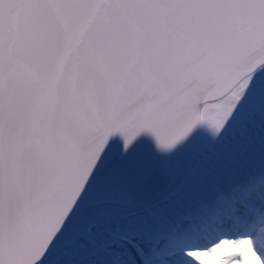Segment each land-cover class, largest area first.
I'll return each mask as SVG.
<instances>
[{
    "label": "snow or ice",
    "instance_id": "snow-or-ice-1",
    "mask_svg": "<svg viewBox=\"0 0 264 264\" xmlns=\"http://www.w3.org/2000/svg\"><path fill=\"white\" fill-rule=\"evenodd\" d=\"M0 264H264V0H0Z\"/></svg>",
    "mask_w": 264,
    "mask_h": 264
}]
</instances>
